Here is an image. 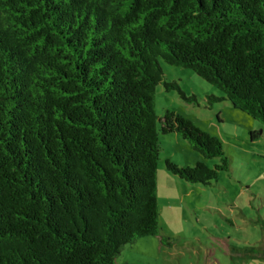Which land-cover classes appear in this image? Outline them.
<instances>
[{
  "label": "trees",
  "instance_id": "trees-1",
  "mask_svg": "<svg viewBox=\"0 0 264 264\" xmlns=\"http://www.w3.org/2000/svg\"><path fill=\"white\" fill-rule=\"evenodd\" d=\"M160 62L264 125V0H0V264H115L157 237L159 134L218 160H165L179 180L229 171L216 137L155 115L158 85L198 106Z\"/></svg>",
  "mask_w": 264,
  "mask_h": 264
},
{
  "label": "rangeland",
  "instance_id": "rangeland-1",
  "mask_svg": "<svg viewBox=\"0 0 264 264\" xmlns=\"http://www.w3.org/2000/svg\"><path fill=\"white\" fill-rule=\"evenodd\" d=\"M160 63L164 81L174 82L186 98L196 96L198 106L158 85L155 115L171 111L216 137L229 158V171L219 172L208 186L179 180L166 171L165 160L208 168L218 160L204 159L175 134H159L158 236L124 246L115 264H264V125L228 102L206 107L205 96L222 94L191 70Z\"/></svg>",
  "mask_w": 264,
  "mask_h": 264
}]
</instances>
